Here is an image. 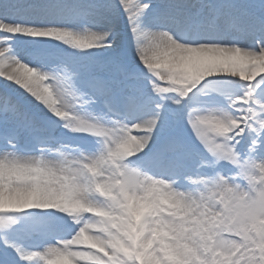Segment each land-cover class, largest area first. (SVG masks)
Listing matches in <instances>:
<instances>
[{
    "label": "snow or ice",
    "instance_id": "snow-or-ice-1",
    "mask_svg": "<svg viewBox=\"0 0 264 264\" xmlns=\"http://www.w3.org/2000/svg\"><path fill=\"white\" fill-rule=\"evenodd\" d=\"M0 264H264V0H0Z\"/></svg>",
    "mask_w": 264,
    "mask_h": 264
}]
</instances>
